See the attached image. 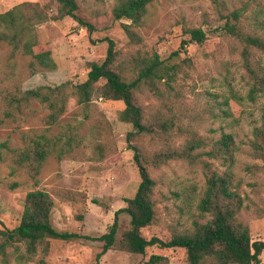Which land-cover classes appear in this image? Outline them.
I'll use <instances>...</instances> for the list:
<instances>
[{
    "label": "rangeland",
    "instance_id": "rangeland-1",
    "mask_svg": "<svg viewBox=\"0 0 264 264\" xmlns=\"http://www.w3.org/2000/svg\"><path fill=\"white\" fill-rule=\"evenodd\" d=\"M78 1L98 28L92 36L72 19L52 21L58 12V4L52 0H0V14L24 3L46 8L50 19L36 33L57 63L56 71L34 72L29 57H11L10 48L0 46V143L23 150L27 144L23 135L44 134L48 129L44 120L48 112L37 104L25 110L22 120L8 118L6 94L83 83L90 64L106 58L107 37L117 44L116 68L129 80L138 74V57L157 53L161 60L180 65V70L171 86L164 81L145 83L136 91L144 122L156 131L153 137L138 141L143 155L149 159L182 149L192 139H201L207 146L196 150L202 156L195 163L171 160L160 167L148 165L156 181V214L154 223L142 230L143 236L170 240L176 234L192 232L195 221L211 219L198 210L207 184L206 164L220 175H233L232 183L243 199L238 219L249 228L253 241L264 242V171L260 170L264 162L251 147L255 127L264 124V98H250L255 76L264 74V51L252 47L245 59V45L223 29L227 18L238 10L244 31L264 40V0H159L150 6L146 25L138 29L139 44L131 43L124 32L123 24L129 22L115 21L111 15L114 0ZM194 28L205 31L207 40L182 49V42L191 38L187 31ZM176 51L179 54L173 57ZM104 84V80L98 83L87 105L71 97L60 124L49 129L48 137L60 138L61 144L76 133L72 151L62 159L57 152L50 153L40 172L34 174L28 166L16 163L15 152L0 150V229L18 226L27 194L43 190L54 200L55 228L80 235L70 242L51 241L48 252L40 247L28 262L16 260L25 253V247L16 244L8 249L14 253L10 264H94L103 245L96 239L108 232L116 212L127 207L126 199L135 196L141 177L134 153L128 149L131 126L120 120L123 102L100 98ZM223 133L234 135L233 163L222 164L205 155ZM129 227V216L121 214L120 236ZM186 251L152 247L146 254L136 255L114 248L100 264H146L152 255L165 258L162 264H189Z\"/></svg>",
    "mask_w": 264,
    "mask_h": 264
},
{
    "label": "trees",
    "instance_id": "trees-1",
    "mask_svg": "<svg viewBox=\"0 0 264 264\" xmlns=\"http://www.w3.org/2000/svg\"><path fill=\"white\" fill-rule=\"evenodd\" d=\"M52 1L58 4L57 15L51 19L52 21L72 19L90 36L98 31L96 24L92 22L78 0ZM157 1L159 0H114L111 15L115 21L129 22L123 24V29L131 43H141L142 37L138 29L146 25L149 8ZM45 9L39 4L24 3L0 14V46L9 47L11 57H15L16 54L29 57L34 72L57 70L52 51L39 42L36 33L37 27L50 19ZM262 12L264 13V8ZM230 18L236 23L232 24ZM240 19L241 12L233 11L223 29L245 45L244 56L247 59L246 55L252 47L264 51V40L246 33L240 24ZM187 34L191 38L182 42V49L188 44L202 45L207 40L206 32L200 28L190 29ZM105 41L108 43L106 58L101 63L90 64L87 78L83 83L73 85L71 82H66L56 87H40L4 96L8 107L6 111L8 118L22 120L25 110L37 104L48 112L44 117L48 129L44 134L37 135L33 132L31 136L23 135L27 141L23 150L11 149L6 143H0V150L15 152L16 163L20 167L28 166L34 174L40 172L50 153L57 152L58 158L62 159L65 154L72 151L76 133L67 136V141L61 144L60 138L48 137L49 129L60 124L67 112L71 97L76 98L81 105L91 103L98 83L104 80L105 84L100 89V98L104 101H121L125 105V109L120 113V120L131 126L127 134L128 149L134 153V162L138 167L141 182L135 196L126 199L127 207L116 212L108 232L96 239L103 245L94 264H100L102 257L114 248L144 255L152 247L185 249L189 264H261L264 242L253 241L249 228L238 219L243 207V199L232 183L233 175L231 173L220 175L211 171L206 164L207 184L198 204V210L203 215H209L211 219L205 223L195 221L192 232L176 234L170 240L158 237L147 239L143 236L142 230L154 223L156 214L154 200L156 181L151 177L148 165L160 167L171 160L195 163L202 156L196 154V150L207 145L201 139H192L182 149L157 153L149 159L143 155L138 141L141 138L153 137L156 131L154 127L144 122L143 111L136 103V91L145 83L154 85L156 82L164 81L166 85L171 86L176 80L180 65L171 64V59L161 60L157 53L138 57V74L134 79L129 80L116 68L118 57L116 42L109 37ZM178 54L179 51H176L173 57ZM255 77L250 91L252 101L258 97L264 98V74ZM226 106H228L227 99ZM253 135L254 139L251 142L253 153L257 159L264 162V124L255 127ZM236 150L234 135L223 133L221 139L214 142L205 155L227 164L234 162ZM2 159L0 153V161ZM260 170L264 171V166ZM53 208L54 200L48 192L37 190L27 194L19 225L14 229H0L2 240L0 264H10V255L14 253L8 249L16 244L25 247V253L19 254L16 260L28 262L35 257L40 247L44 252H48L51 241L70 242L80 238L76 233L59 231L55 228L52 222ZM121 214L129 216L130 227L120 236ZM17 252L18 247L15 250V253ZM164 260L165 258L161 256L152 255L146 264H162Z\"/></svg>",
    "mask_w": 264,
    "mask_h": 264
}]
</instances>
